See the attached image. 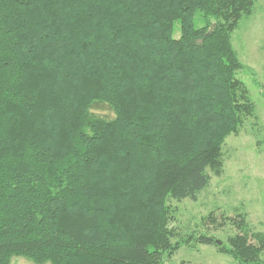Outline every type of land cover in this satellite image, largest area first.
Instances as JSON below:
<instances>
[{
  "label": "trees",
  "instance_id": "obj_1",
  "mask_svg": "<svg viewBox=\"0 0 264 264\" xmlns=\"http://www.w3.org/2000/svg\"><path fill=\"white\" fill-rule=\"evenodd\" d=\"M255 1L0 0V264H165L194 243L264 264L244 214L226 244L178 233L171 204L256 117L232 42Z\"/></svg>",
  "mask_w": 264,
  "mask_h": 264
},
{
  "label": "rangeland",
  "instance_id": "obj_2",
  "mask_svg": "<svg viewBox=\"0 0 264 264\" xmlns=\"http://www.w3.org/2000/svg\"><path fill=\"white\" fill-rule=\"evenodd\" d=\"M197 18L196 23L201 26L203 19ZM176 33L178 35L179 31ZM232 42L245 65L238 77L247 85L257 106L256 117L248 120L238 135L227 138L223 173L213 175L211 185L201 193L199 199L171 202L176 209L178 221L175 227L178 233L197 235L205 232L226 244L230 236L239 232L234 222L241 221V214L246 216L252 231L264 232V0L255 1L252 14L241 20L233 33ZM93 112L114 117L113 110L107 104L96 105ZM211 211H214L217 223L223 222V226H217L208 218ZM10 264L37 263L25 257H14ZM165 264L236 262L232 256L218 251L213 245L194 243L181 247L171 257L165 255Z\"/></svg>",
  "mask_w": 264,
  "mask_h": 264
}]
</instances>
